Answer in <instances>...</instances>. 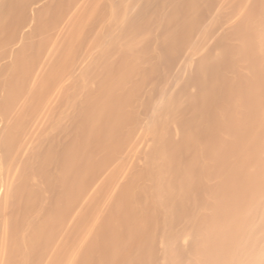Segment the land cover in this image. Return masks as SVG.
Instances as JSON below:
<instances>
[{
	"label": "bare ground",
	"instance_id": "obj_1",
	"mask_svg": "<svg viewBox=\"0 0 264 264\" xmlns=\"http://www.w3.org/2000/svg\"><path fill=\"white\" fill-rule=\"evenodd\" d=\"M31 11L0 45V264H264V0Z\"/></svg>",
	"mask_w": 264,
	"mask_h": 264
},
{
	"label": "rangeland",
	"instance_id": "obj_2",
	"mask_svg": "<svg viewBox=\"0 0 264 264\" xmlns=\"http://www.w3.org/2000/svg\"><path fill=\"white\" fill-rule=\"evenodd\" d=\"M42 1L44 0H0V18L3 17L4 15L7 16L6 22L4 23V26H3L4 28L3 32L0 33V45L3 44L4 47H6L7 45H10V46L12 45L11 47H13V44H12L13 41L15 43L14 45H16L17 43V41L15 42L16 35L21 29L24 30L25 26L30 22L28 19L26 20L27 15H29V19H30V16L32 13L31 9L33 7H36L37 2L39 4V2H42ZM119 1L124 2L125 0H119ZM10 3H11V6L9 7L10 9H8V5ZM28 12L30 14H28ZM19 28L20 30H17ZM16 31L18 32L16 33ZM20 33L21 32H19L18 35H20ZM18 35L17 37L19 38ZM92 49L94 50V48H91V50L89 49V51L92 52ZM90 52L87 51V53L91 54ZM3 53L4 52L0 54V57L3 55ZM154 93L156 94L155 91L153 92V95H155ZM2 190L4 191V188L1 187L0 189L1 193L3 192Z\"/></svg>",
	"mask_w": 264,
	"mask_h": 264
}]
</instances>
